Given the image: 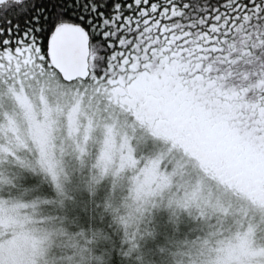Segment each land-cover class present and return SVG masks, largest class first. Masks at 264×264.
<instances>
[{
	"label": "snow or ice",
	"instance_id": "snow-or-ice-1",
	"mask_svg": "<svg viewBox=\"0 0 264 264\" xmlns=\"http://www.w3.org/2000/svg\"><path fill=\"white\" fill-rule=\"evenodd\" d=\"M0 264H264V0H0Z\"/></svg>",
	"mask_w": 264,
	"mask_h": 264
}]
</instances>
